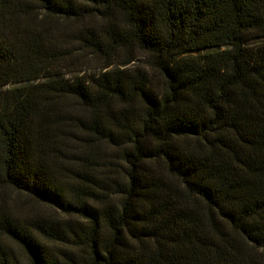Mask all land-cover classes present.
<instances>
[{"label":"trees","instance_id":"trees-1","mask_svg":"<svg viewBox=\"0 0 264 264\" xmlns=\"http://www.w3.org/2000/svg\"><path fill=\"white\" fill-rule=\"evenodd\" d=\"M0 186V264H264V0H0Z\"/></svg>","mask_w":264,"mask_h":264},{"label":"rangeland","instance_id":"rangeland-1","mask_svg":"<svg viewBox=\"0 0 264 264\" xmlns=\"http://www.w3.org/2000/svg\"><path fill=\"white\" fill-rule=\"evenodd\" d=\"M257 41H252L251 43H256ZM142 60L147 63L148 58L147 57H141ZM98 63L93 61L91 63L92 68L88 69L84 72H80V74H83L85 72L90 73L93 68H96ZM106 151L109 154L114 155L116 151L114 148L111 147H105ZM5 204V206L14 214L17 216H20L22 218H34L38 217L39 215H54V216H60L61 215L52 207L39 203L35 199L31 198L30 196L26 195L25 193L18 192L12 188L0 186V209L2 205ZM14 249L16 252V255L19 259L20 264H31L29 259L26 257V255L18 248V246L14 245Z\"/></svg>","mask_w":264,"mask_h":264}]
</instances>
